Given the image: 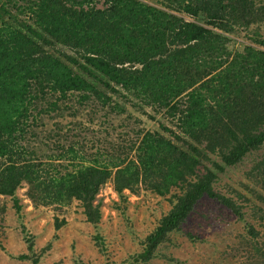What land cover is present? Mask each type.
Returning <instances> with one entry per match:
<instances>
[{"label":"trees","instance_id":"obj_1","mask_svg":"<svg viewBox=\"0 0 264 264\" xmlns=\"http://www.w3.org/2000/svg\"><path fill=\"white\" fill-rule=\"evenodd\" d=\"M162 6L0 0V219L6 200L21 219L16 192L25 187L34 208L60 209L75 200L98 228L94 199L104 184L123 201L124 191L144 190L169 203L132 260L146 263L203 198L242 220V204L214 183L253 154L246 176L257 185L250 196L260 222L244 225L251 243L240 263L264 264V0H162ZM249 27L250 42L232 51L227 33ZM118 97L166 124L143 130ZM65 111L79 120H62ZM121 113L134 120L122 119L119 129L109 115ZM42 114L51 129L38 131ZM64 223L56 219L55 229ZM20 227L26 251L16 258L40 264L43 250L36 253ZM93 238L101 246V236Z\"/></svg>","mask_w":264,"mask_h":264},{"label":"rangeland","instance_id":"obj_2","mask_svg":"<svg viewBox=\"0 0 264 264\" xmlns=\"http://www.w3.org/2000/svg\"><path fill=\"white\" fill-rule=\"evenodd\" d=\"M146 1L165 8L162 6V0ZM262 32L264 33V30ZM227 35L231 39L229 48L232 51L238 50L243 44L250 42L252 27ZM246 35L250 36L247 38ZM120 100L119 98L118 101ZM121 101L127 111H131L130 107L137 109L126 99ZM69 106L71 107L70 104ZM67 111L62 114V120H79L78 115L71 120ZM131 113L143 121L140 124L143 130L158 129L159 121L166 124L159 114L151 119L142 110ZM145 113L152 116L151 111L145 109ZM124 118H128L126 113L109 115L110 123L118 128ZM133 120L128 118L127 123L130 124ZM38 122V131L53 127L45 114H42V119ZM119 129L110 132V136L114 138ZM254 156L247 155L241 163L226 168L214 183L216 191L232 196V199L242 204V220L224 206L203 198L182 230L170 234L169 240L159 247L154 258L137 264H241L245 258L240 254H243V249L251 243L246 233L247 227L244 225L250 223L257 228L260 222L254 213L255 205L250 196V188L257 185L246 176ZM25 191L26 188L21 187L16 192L23 209L21 219H18L10 202L6 200V210L0 219V264H31L29 260L16 258L26 251L20 223L34 241L36 253L39 254L43 250L40 264H78L80 261L85 264H135L132 262L133 257L137 251L142 250L145 236L152 231L160 215L169 208L167 197L144 190L137 194L124 191L126 199L123 201L112 189L110 182H107L99 189L94 199V203L100 205L101 212L96 228L85 220L77 201L74 200L60 209L34 208L26 198ZM237 193L241 198H237ZM56 219L65 221L59 229H55ZM95 234L101 236V246L94 241ZM259 240L264 243V235L260 236ZM48 245L49 247L44 249Z\"/></svg>","mask_w":264,"mask_h":264}]
</instances>
